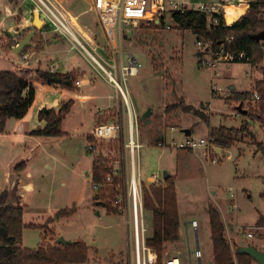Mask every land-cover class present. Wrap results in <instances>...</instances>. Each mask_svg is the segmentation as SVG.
Returning <instances> with one entry per match:
<instances>
[{
	"label": "rangeland",
	"instance_id": "1",
	"mask_svg": "<svg viewBox=\"0 0 264 264\" xmlns=\"http://www.w3.org/2000/svg\"><path fill=\"white\" fill-rule=\"evenodd\" d=\"M187 1L197 4L215 3L220 0ZM245 1L240 7L241 10H232L237 11V19L240 18L245 5L247 4L246 13L249 5L256 0ZM65 7L74 13H80L88 5L84 0H71ZM262 11L264 12V8ZM225 16L229 25L237 20H229L230 16L234 18V13H225ZM82 17L97 20L94 13H85ZM166 22L172 26L170 19H166ZM42 27L43 24L38 28ZM82 40L92 50L91 45L83 38ZM62 42L64 47L71 45L65 40ZM98 43L109 55L110 45L102 33H99ZM197 52L199 48L196 36L189 30L181 32L174 28V25L171 29L155 28L150 22L142 21L132 28L128 35L125 34L123 41V59L126 61L128 55L132 54L142 65L139 74L129 77L127 82L130 89L133 88L136 93L134 105L139 117L149 106H155L152 115L139 122L140 142L143 144L138 154L141 176L144 180L154 171L166 170L174 176L177 189L178 209L182 221L180 238L176 242L165 244L160 264L171 255L180 256L183 264H215L208 214L210 206L220 212L225 227L229 229L231 237L234 236L240 241L239 245L242 241L246 242L244 246L250 243L254 245L259 240L264 241V228L257 226L259 216L264 214V153L257 145V142L264 144V127L239 113V104L232 101L234 90L230 89V86L234 85L237 92L254 91L257 80L262 78V66L253 69L250 63L238 61L231 63L229 67L220 68V76L215 77L214 68L199 63ZM74 53L83 57L78 50H74ZM106 57L110 63L113 62L110 56ZM116 58L121 60L120 52ZM4 62L6 61L2 62L3 65ZM107 67L112 69L109 64ZM213 84L220 86L227 95H213ZM110 89L113 96L118 93L115 87L111 86ZM181 99L196 108L202 107L201 109L211 117L210 125L180 109L166 111L167 106ZM76 100V106L67 120L71 126L67 130L71 134L50 140L54 157H43L42 150L38 156L40 172L35 176L38 187L35 193L28 195L30 199L28 198L24 221L27 224H44L45 230L26 227L23 232V246L36 249L40 245L54 244L59 236H63L67 240L80 241L88 246V261L81 264H130L132 247L129 244L127 214L120 211L119 204L116 203L127 191L130 157L125 149L123 153L117 150V139L109 142L96 141L100 157L108 164V174H113L117 167V175H124L126 179L122 181L115 177L112 184L108 182L111 188L115 187V192L112 198L105 201L115 207L117 213L108 212L104 204L95 202L97 189L92 183L91 171L94 157L87 150L88 140L84 135L86 130L90 131L94 127V114L101 109H106L105 114L96 115L97 123H124L123 106L121 104L119 108L107 109L116 104L115 99L106 97L97 102L88 99L89 102H85L88 105L86 116V108L82 109L85 103L80 102L79 98ZM257 102L258 100H253L251 104L246 102L242 107L248 111L252 107L259 111ZM82 122L83 128L77 124ZM74 123L75 128H78L76 131L72 130ZM221 125H234L233 127L239 129L247 126L255 137L243 133L229 148L222 149L220 153L211 151L205 156L201 153L202 150L190 154L188 152L194 151L158 146L160 141L165 139H184L179 130L181 128L194 129L192 137L199 139L209 137L210 127ZM173 128L176 129L173 131ZM122 182L125 186L123 191L116 186ZM149 185V182H144V186ZM73 207L77 209L74 215L48 222L49 218L54 219L59 210ZM145 217L149 233L153 219L151 211L147 208ZM193 219L198 222L197 229L191 226ZM186 222H189L187 228L184 225ZM249 232L255 237L247 238ZM231 241L235 242L232 238ZM198 247L203 254L201 259L195 256ZM157 256L159 264L158 253Z\"/></svg>",
	"mask_w": 264,
	"mask_h": 264
},
{
	"label": "trees",
	"instance_id": "2",
	"mask_svg": "<svg viewBox=\"0 0 264 264\" xmlns=\"http://www.w3.org/2000/svg\"><path fill=\"white\" fill-rule=\"evenodd\" d=\"M264 0H256L251 3L247 10V4L241 12L240 18L227 25L224 15L203 13L198 10L187 8L183 11H174L171 22L174 28L181 32L191 31L198 40L210 44L211 49H219L226 44L229 37L233 38L231 44L226 45V50L237 56L244 55L242 61L252 65V68H260L262 78L258 79L254 91L237 92L230 100L242 105L255 100V93L260 99L257 102L259 111L250 108L246 117L256 121L264 127V50L261 41L255 39V35L264 30ZM218 22L214 23V19ZM153 27L167 26L166 19H162L159 25L150 22ZM234 23V24H233ZM172 28V27H171ZM201 59L205 56V50L197 52ZM75 72L61 73L50 70H0V132L3 131L6 121L10 118L22 119L35 103L37 86H55L61 89L74 90L78 80ZM212 92V91H211ZM213 95L214 92H212ZM73 101L69 100L60 107L57 105H46L38 110V118L45 121L44 127H37L31 131V135L44 138L63 137L66 133L61 129L63 120L70 112ZM202 108V107H201ZM187 104L184 99L166 107L170 112L180 109L184 113H191L201 121L210 125V115L203 109ZM245 109V108H243ZM238 110V109H237ZM239 111V110H238ZM240 113V112H239ZM191 132L194 129L190 128ZM243 133H248L253 138L255 135L247 126L240 129L227 127L226 125L210 127L209 136L211 143L219 148H229L234 140ZM88 145L94 142V137L88 135ZM117 150L122 149V139L117 140ZM260 150L264 153V144L257 142ZM22 171L23 167H17ZM92 183L97 189L95 202L104 204L108 212L117 213L105 199L112 198L115 187H110L106 181L109 173L106 160L100 156L95 157L92 163ZM117 182V179H115ZM145 206L152 213L151 231L147 237V244L156 250L159 255V264L165 244L176 242L180 238L181 220L178 209L177 189L175 178L171 175L161 185L150 184L144 186ZM10 193L4 190L0 193V264H81L88 261L89 248L80 241L64 245L58 243L40 245L36 249H28L23 246V232L26 227L33 229H44V224H27L24 221L25 206L14 205L10 201ZM77 212L76 207L59 210L54 219L48 222L69 218ZM209 222L211 228V241L215 264H253L255 259L247 253H240L241 245L231 243L226 236L225 224L220 212L214 208H208ZM257 226L264 228V214L259 216ZM248 246H254L250 243ZM256 248V247H255Z\"/></svg>",
	"mask_w": 264,
	"mask_h": 264
},
{
	"label": "built area",
	"instance_id": "3",
	"mask_svg": "<svg viewBox=\"0 0 264 264\" xmlns=\"http://www.w3.org/2000/svg\"><path fill=\"white\" fill-rule=\"evenodd\" d=\"M32 6L33 14H39V17L44 27H49L54 32L71 40L73 46L84 51L91 61L104 73L109 82L118 91L117 98L123 106V122H101L94 125L90 131V135L94 137V142L87 146V150L92 157L100 156L96 141H112L122 139V149L130 157V176L128 178V185L126 194L122 199L116 201L119 204L120 211L127 214V228L129 231L130 246L132 247L130 254V264H157V252L154 248L149 247L147 244L148 231L150 230L146 223V206L144 199V182H149L155 186L161 185L165 180L163 172L154 171L146 179L143 180L140 172V165L138 161L139 149L143 146L140 142L139 131V114L135 108L131 97V91L128 86L129 77L136 76L142 67L139 60L132 54H129L126 61L123 59V41L125 34L132 31L140 22H153L159 25L162 19H171L174 11H183L187 8L198 10L203 13L223 14L225 17L226 1L220 3H190L187 0H84L88 7L85 12L94 13L98 24L104 30L108 39L110 49L109 55L113 64L112 69H108L104 62L100 61L94 54L96 47L90 43L88 38L79 32L73 24L69 21L64 12L59 8V3L62 0H25ZM33 17V16H32ZM168 17V18H167ZM33 19V18H31ZM33 21V20H32ZM218 20L215 18L214 23ZM171 25H167V29H171ZM91 45L92 50L86 45L82 38ZM226 44L221 45L219 49H211L210 44L198 40L197 46L199 51H204L206 48L205 56L201 59L202 65L205 67L214 68L215 77L220 76L219 69L223 66H228L236 60L244 59L243 54H236L227 51L226 45L232 43L233 38L229 37ZM14 47L19 44L18 39L13 41ZM261 48L264 50V41H261ZM105 50V49H104ZM120 52L121 60L116 58L117 53ZM22 60H26L29 56L27 52L19 54ZM18 70L23 69L18 67ZM250 77V75L248 76ZM83 81L77 80L75 85L82 86ZM212 92L215 95L222 94L226 96L225 91L217 84L212 85ZM255 100H259L258 93L254 94ZM105 109L98 111L99 116H103ZM159 147H173L176 149H190L192 151L202 150L204 156L211 151L217 152L215 144L211 143L210 136L208 138L201 137L199 139L192 136L184 135V139L178 141L175 137L160 141ZM215 152V153H216ZM125 155V153H124ZM215 161V159L213 160ZM114 168V166H112ZM138 168V169H137ZM117 167H115L113 174H108L107 183H113L115 177L120 180H126L124 175L118 174ZM114 175V176H113ZM18 178V176H17ZM15 186V181L11 183L12 190ZM122 191L125 186L118 183ZM124 193V192H123ZM123 195V194H121ZM123 200V201H122ZM191 226L194 229L198 228V222L193 220ZM249 237L253 234L249 233ZM195 256L201 259L203 254L198 247L195 251ZM163 264H183V261L178 255L168 256Z\"/></svg>",
	"mask_w": 264,
	"mask_h": 264
},
{
	"label": "crops",
	"instance_id": "4",
	"mask_svg": "<svg viewBox=\"0 0 264 264\" xmlns=\"http://www.w3.org/2000/svg\"><path fill=\"white\" fill-rule=\"evenodd\" d=\"M70 1L71 0H62L59 3V8L64 12L69 21L79 32L85 35L80 30L79 25L82 26V28H87L91 32V39L86 35L85 36L89 39L88 41L90 43H93L96 47H98L94 50V54L96 53L95 55L97 58L104 62L106 67L107 64H113V62L110 63L108 57H106L110 55L106 54L104 50L105 48H101L98 43L99 33H102L106 38L104 30L98 24V21L84 19L82 16H84L85 13H88L85 12V10L80 13H74L71 9L66 8L65 4ZM221 1H226L225 5L227 6L230 3H239L240 0H235L234 2L231 0H220L215 3H220ZM18 12H21V14H18ZM32 13L33 10L31 5L25 0H0V70H18V67H22L25 70L41 69L61 73L75 72L79 76L78 80L83 82H81L82 86L80 87L75 85L74 90L61 89L55 86H37L35 103L30 108L27 115L22 119H8L3 131L0 132V193L4 190H8L10 193V201L14 205L25 206V210L28 208V198L30 199V196L28 195L35 193L38 187V184L35 181V176L40 172V165L37 163L40 151H43V157H54L50 147V142H52L50 141L52 139L51 137L44 138L31 135L32 130L39 126L44 127L46 124L45 121L39 120L38 110L46 105H57L60 107L63 103L69 100L73 101L71 110L61 125V129L66 133L63 137H66L71 134L69 130H67L71 127L68 125L67 120L76 106L77 98H79L80 102L87 103L89 102L88 99H92L97 102L98 100L105 99L107 97L109 99L111 98L116 100V104L112 107H108L107 109H114L116 107L119 108L121 106L120 100L117 98V94L113 96L111 93L110 88L113 85L109 82L102 70L90 61L91 59H88L89 56L84 51L74 47L70 39L59 35L49 27L43 26L41 29H35L32 21L35 19V14L32 15ZM235 15L236 13H234V19H237ZM31 31H35V35L32 39V46L25 50L29 57L26 60H22L19 57V54L13 51V41L14 39L21 41ZM62 40L71 44L70 47H64ZM74 50H78L83 57L75 55ZM2 60L6 61L4 62V65L2 64ZM229 66L230 65L227 67ZM142 86L144 89V84ZM130 91L133 103H135L136 93L133 88H131ZM86 103L82 109L86 108L85 114L88 116V105ZM154 108L151 106L152 113ZM96 115L97 112L94 114V124L97 123ZM77 124L82 128L84 127L83 122ZM75 126L76 125L74 123V128L72 129L74 131L78 129L75 128ZM233 126L228 125L227 127ZM175 129L176 128H173L172 130L174 131ZM185 129L190 128L179 129L182 132V135H185L183 133V130ZM90 131L86 130L87 133L84 134L86 139ZM219 149L220 151H218V149L217 151L221 152L222 148ZM196 152L197 151L188 153L195 154ZM201 153L203 154V151H201ZM18 166H24L22 171L17 168ZM13 181H15V186L12 190H10L9 188H11V183ZM16 200L18 202H16ZM187 224L189 225V222L184 224L186 228ZM225 228L226 235L230 238V241L232 238L235 240L234 243L238 244L240 241L234 236L231 237L232 234L229 233L227 226ZM248 234L247 238L255 237L254 234L252 237H249ZM243 235L245 236V234ZM247 240L248 239H246V241ZM242 242L241 247H245L244 243L246 242ZM231 243L233 242L231 241ZM254 247H256L259 251L264 252V241H257L256 244L254 243ZM253 264L259 263L255 261Z\"/></svg>",
	"mask_w": 264,
	"mask_h": 264
},
{
	"label": "water",
	"instance_id": "5",
	"mask_svg": "<svg viewBox=\"0 0 264 264\" xmlns=\"http://www.w3.org/2000/svg\"><path fill=\"white\" fill-rule=\"evenodd\" d=\"M250 7V5H249ZM35 16H37V14H35ZM225 22L227 25L228 24V18L225 16ZM234 24V23H233ZM34 28L35 29H40L38 28V26L35 25L34 23ZM35 35V31H31L24 39H22L19 44L13 48V51L16 52L17 54H21L23 53L26 49L30 48L32 46V39ZM255 39L256 41L260 42V41H264V30L263 31H260L259 33H257L255 35ZM208 51V49L206 48L205 49V52ZM231 90H235V86L232 85L230 87ZM242 103L239 104L237 106V109L239 110L240 113H242L243 115H246L247 114V110L246 109H243L242 107ZM152 115V109H151V106H149L146 111H144L140 117H139V120L138 122H141L147 118H149L150 116ZM183 133L186 135V136H191L192 132L190 129H185L183 130ZM218 151H220V149L218 148ZM171 176V174L168 172V171H163V177H164V180H167L169 177ZM58 243H62L64 245H68V244H73L74 241H70V240H67L65 239L63 236H59L56 240ZM238 251L240 253H247L249 254L251 257H253L255 259L256 262H258L259 264H264V252L262 251H259L257 248H255L254 246H245V247H239L238 248Z\"/></svg>",
	"mask_w": 264,
	"mask_h": 264
},
{
	"label": "bare ground",
	"instance_id": "6",
	"mask_svg": "<svg viewBox=\"0 0 264 264\" xmlns=\"http://www.w3.org/2000/svg\"><path fill=\"white\" fill-rule=\"evenodd\" d=\"M246 3L245 0H240L239 3H230L229 5L226 6L225 8V13H237V11H232V10H241V5H244ZM39 16H35L34 19V23L36 26L40 27L42 26V22L39 19ZM234 18H232L231 16L229 17V20L232 21ZM79 25V24H78ZM80 30L88 37V38H92V34L91 32L87 29V28H82V26H80Z\"/></svg>",
	"mask_w": 264,
	"mask_h": 264
}]
</instances>
